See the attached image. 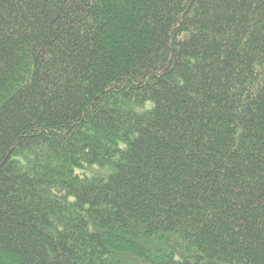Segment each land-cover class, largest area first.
<instances>
[{
    "label": "trees",
    "instance_id": "16d2710c",
    "mask_svg": "<svg viewBox=\"0 0 264 264\" xmlns=\"http://www.w3.org/2000/svg\"><path fill=\"white\" fill-rule=\"evenodd\" d=\"M0 264H264V0H0Z\"/></svg>",
    "mask_w": 264,
    "mask_h": 264
}]
</instances>
